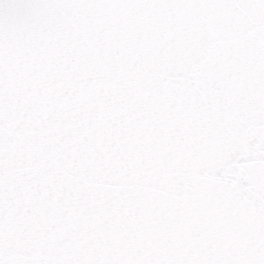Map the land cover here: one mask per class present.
Masks as SVG:
<instances>
[{"label":"snow or ice","instance_id":"obj_1","mask_svg":"<svg viewBox=\"0 0 264 264\" xmlns=\"http://www.w3.org/2000/svg\"><path fill=\"white\" fill-rule=\"evenodd\" d=\"M0 264H264V0H0Z\"/></svg>","mask_w":264,"mask_h":264}]
</instances>
